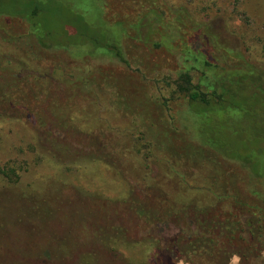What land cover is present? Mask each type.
<instances>
[{
	"label": "rangeland",
	"instance_id": "374dc122",
	"mask_svg": "<svg viewBox=\"0 0 264 264\" xmlns=\"http://www.w3.org/2000/svg\"><path fill=\"white\" fill-rule=\"evenodd\" d=\"M40 1L44 5L48 3V12L41 16L39 29L42 37L45 32H52L47 38L49 46L29 36L27 25L18 19L4 18L11 43L9 36L0 32V53L10 56L9 66L17 65L15 58L26 65L17 68L26 83L22 87L28 88L20 90L22 95H31L29 90L33 88L41 91L40 99L29 105L26 102L0 110V169L13 172L12 175L9 172V178L0 175V264H127L123 261L124 254L140 262L145 259V264H166L155 262L156 255L164 257L172 251L170 242L178 241L179 225L173 220L145 225L143 220H134L135 212L130 207L144 204L149 208L156 204L155 199L170 203V191L161 195L157 183L168 188L172 171L181 173L182 166H193L199 151L185 145L207 148L190 124L186 128L184 115L173 123L161 105L165 99L176 97L172 95L174 81L184 61L178 51L169 55L151 38L135 41L136 46L130 50L131 67L109 52L92 53L101 51L99 45L106 30L112 29L120 40L125 26L129 35L140 39L136 31L141 25L139 11L156 10L159 16H163L160 9L165 11L166 17L160 20L169 21L165 22L167 28H173L178 43L177 14L186 17L187 28L193 26L187 22L191 19L204 25L224 50L233 52L235 58L241 54L242 70L247 63L261 78L262 85L236 90L244 112L237 110L230 117L212 120L210 124L216 144L232 148L233 155L239 149L248 157L256 156V167L261 172L264 168V23L260 32H256L252 16L237 14L235 9L240 0H142V8L135 5L130 11L127 7L116 13L112 8L117 0ZM259 1L250 0L248 7L264 12ZM0 11L20 14L23 8L20 0H0ZM146 20L147 26L158 24L154 23L152 14ZM117 24L118 27L114 26ZM187 28L184 33L189 31ZM186 37L195 48L196 34ZM160 40L166 45L174 43L165 36H160ZM24 50L33 52L32 59L24 56L21 52ZM153 65L161 66L164 72L156 73ZM89 66L92 69L88 70ZM81 78L88 84L82 89L75 88L74 83L78 84ZM65 79L70 82L62 87L58 85ZM197 81L194 77V82ZM16 87L10 85L12 89ZM48 108L52 110L51 118L47 115ZM178 109L185 111L186 107ZM42 123L57 124L59 129L52 131L57 137L65 138L70 133L69 142L60 144L70 156L90 146L91 151L97 152L95 156L102 155L105 159L93 157L90 165L83 166L70 163V169L58 161L57 165L50 161L43 164L42 154L33 143L41 134L47 138L46 133H51L48 132L51 127H45L46 132L41 133ZM171 126L179 130L178 135L167 130ZM149 144L153 145L150 159L146 153ZM172 184L177 185L176 181ZM181 185L188 196L192 195L187 194L189 189L198 190L203 184L191 179ZM194 192L197 197L199 193ZM103 242H113L119 247L112 246L108 252H102ZM199 258L194 257L196 262H193L176 257L174 264H203ZM224 264H264V248L248 260L234 256Z\"/></svg>",
	"mask_w": 264,
	"mask_h": 264
},
{
	"label": "trees",
	"instance_id": "16d2710c",
	"mask_svg": "<svg viewBox=\"0 0 264 264\" xmlns=\"http://www.w3.org/2000/svg\"><path fill=\"white\" fill-rule=\"evenodd\" d=\"M240 1V5H236V13L241 16H252L255 23V31L260 32L264 23V12L254 11L256 8L251 10L248 7L250 0ZM20 3L23 8V12H20V14L0 11V32L6 37L10 35L3 25L4 18L18 19L27 25L29 36H32L43 45L49 46L47 38L52 32H45L42 37L39 29L41 16L48 12V3L44 5L40 0H20ZM114 3L115 7L112 8V12L114 11L115 13L117 10L127 7L130 11V9L135 8V5L138 6V9L142 8V0H117ZM259 4L264 9V0H260ZM121 5L123 6L122 8ZM109 11L110 8L108 9ZM160 11L163 16H159L156 10L148 12L143 10L137 13V17L141 19L140 27L136 28V31L140 33L138 34L140 39L136 35L135 37L133 34L129 35V30L125 26H123L120 40H118L119 34L114 36L112 29L106 30L99 45L101 51L92 54L98 55L97 53L99 52V54L109 52L125 66L131 67L133 57L130 56V50L131 47L136 46L135 41H142L143 39L148 41L151 38L155 42L160 43L161 47L169 55H174L178 51L180 59L184 63L176 74L178 75L177 80H173L175 88L172 95L174 94L173 96L176 97L172 96L173 98L165 99L164 102L162 101L161 105L163 107H161L166 110L173 123L178 121L176 120L177 117L180 119L184 115L186 128L190 124L196 130L195 134L197 136L200 135L204 146L207 148L200 149L196 145H185L199 151L193 166H182L181 173L172 171L170 176L172 181L168 183V188H164L160 185L161 183H157L160 187L157 191H162L161 195H166L170 191V197H172L170 203L155 199L156 204L152 203L151 206H148L149 208L145 207L144 204H137L132 205L130 209L135 212L133 215L134 220L138 222L143 220L145 225H154L157 223L156 221L164 222L168 220H173L176 226L179 225L181 234L178 241L174 239V242H170L172 251L166 256L156 255L157 260L155 262L157 263L161 261L163 263L164 261L166 264H174L176 257H182L185 261L193 260V262H196L194 257L196 258L197 256L200 257L199 259H203V264H224V261L234 256L248 260L251 255L264 248V168L261 172H258L256 167L258 158L256 156L255 158L248 157L245 152L239 149L235 150V155H233L231 152L232 148L228 149L216 144L210 124H212V120H224L230 117L232 112H237V110L244 112L245 110L239 103L241 100L236 90L241 87L244 89L247 86L255 87L261 83V78L256 74L257 70L247 63H245V69L242 70L240 64V60H242L241 54L236 55L235 58L233 52L224 50L204 25H198L191 19L187 22L193 26L187 28L184 21L186 17L176 13V18L179 16L175 25L180 35L177 36L180 39L178 43L173 28L170 30L167 28L165 22L169 21L166 19L160 20L166 17V12L162 9ZM105 14H107L106 10ZM148 14L153 15L154 23H158L156 27L146 25ZM108 17L111 16L108 15ZM182 17L184 19H181ZM125 18L131 19V17ZM118 25L114 26L118 27ZM185 28L190 32L184 33L186 32ZM126 33L128 34L125 36L124 34ZM182 33H184V36L181 35ZM187 34L189 36L196 34L198 45L196 44L195 48L189 43L191 41L189 37H186ZM160 36L174 40V43H169V45L162 44ZM10 38L9 36V43H11ZM31 46L32 48L35 47L34 44H31ZM21 52L28 58H31V53L33 54V52H25V50ZM90 56L93 57L92 55ZM9 58L10 56L0 53V110L6 109L8 106L23 105L26 102L28 103L26 105H29L30 102L40 99L41 91L34 88L29 90L32 92L31 95H22L20 90L26 89L22 87L26 83H24L25 80H21L17 71L26 65L21 64L19 58H15L17 65L9 66ZM230 61L237 62L230 65L228 64ZM153 66L156 73L164 72L160 68L161 66ZM90 69L92 68L89 66L88 70ZM194 77L198 78L196 83L194 82ZM83 80L81 78L78 80V84L74 83L75 88L82 89L83 85L88 84L84 83ZM67 82H70V80L65 79L58 85L62 87ZM10 85L17 86L14 89L18 92L10 88ZM2 86L3 88H1ZM65 92L67 93V90ZM181 106H185L186 110L179 111L178 108ZM30 108L29 106L28 111ZM175 108L178 110H175ZM49 109L47 110V115L51 118L52 110ZM64 124L66 125L67 122ZM55 125L40 124L41 133L46 132L45 127H51L48 130L51 133H46L48 134L47 138L40 133L41 137L39 139H33L36 151L42 154L43 164L46 161H50L54 165H57L58 162H63L70 169V163L74 162L76 163L73 164L74 166L90 165L94 160L93 157L103 161L104 156H95L97 152L91 151L92 149L90 148L93 147L90 146H84L82 150L70 156V152L65 151L60 146L61 142H69L70 133L65 138L57 137L52 132L56 131L55 129H59L58 125ZM65 128L66 130L69 129L67 126ZM167 130L171 131L172 135H178L179 133V130L174 129L172 126L170 129L167 128ZM164 134H167V132H164ZM211 139H213V142ZM152 147L153 145L151 144L147 146L148 159L152 156V152L149 154L150 149H153ZM9 172L12 175V171L0 169V175L6 178L10 177ZM164 177V175H161L160 178L165 180ZM191 179L202 181L203 185L198 187V190H188L187 194L190 193L194 196H185L181 183L189 182ZM173 181H176L177 185L175 186H178V188L173 187ZM35 191L38 194V190L36 189ZM194 191L199 193L197 197ZM134 202L136 203L137 201ZM142 216L149 217L150 220H144ZM112 243L103 242L102 245L100 244L102 252H108V250L112 249V246L119 247L116 243ZM123 256V261L127 262V264L146 263L145 259L140 262V259L130 257V254H124ZM119 261H122V259Z\"/></svg>",
	"mask_w": 264,
	"mask_h": 264
}]
</instances>
